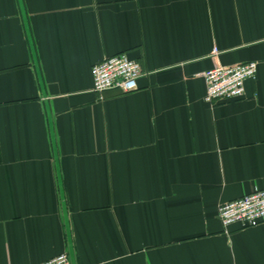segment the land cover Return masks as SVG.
Masks as SVG:
<instances>
[{
    "label": "crops",
    "instance_id": "obj_1",
    "mask_svg": "<svg viewBox=\"0 0 264 264\" xmlns=\"http://www.w3.org/2000/svg\"><path fill=\"white\" fill-rule=\"evenodd\" d=\"M124 51L138 87L94 90ZM263 187L264 0H0V264H264V222L218 216Z\"/></svg>",
    "mask_w": 264,
    "mask_h": 264
},
{
    "label": "built area",
    "instance_id": "obj_2",
    "mask_svg": "<svg viewBox=\"0 0 264 264\" xmlns=\"http://www.w3.org/2000/svg\"><path fill=\"white\" fill-rule=\"evenodd\" d=\"M217 49L215 48L214 51ZM140 62L124 52H118L96 62L90 70L93 89L103 92L116 88L130 92L138 87L142 75ZM257 61L250 60L231 65H215L202 72L206 83L205 100L215 103L219 100L241 98L245 83L256 76ZM218 216L224 226L238 224L245 228L264 222V187L255 188L240 197L228 200L218 207ZM38 264H72L69 254L59 253Z\"/></svg>",
    "mask_w": 264,
    "mask_h": 264
}]
</instances>
